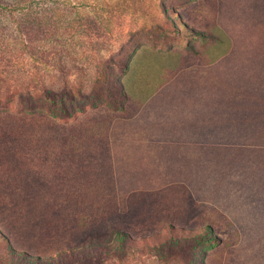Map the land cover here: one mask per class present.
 I'll return each instance as SVG.
<instances>
[{
    "label": "rangeland",
    "instance_id": "1",
    "mask_svg": "<svg viewBox=\"0 0 264 264\" xmlns=\"http://www.w3.org/2000/svg\"><path fill=\"white\" fill-rule=\"evenodd\" d=\"M2 1L0 194L13 192L17 203L11 200L6 211L0 201V231L20 252L6 253L0 264H223V257L224 264H264V25L223 24V33L214 26L210 0ZM89 18L96 19L92 41L90 29L84 35L81 27ZM24 42L47 50L55 66L54 53L63 44L67 74L29 57ZM187 43L213 50L199 56L196 71L209 82L203 93L225 99L215 111L224 112L230 132L210 153L216 167L200 169L209 183L194 192L207 199L194 202L181 184L118 192L109 128L141 99L126 82L130 60L141 50ZM113 77L125 82L126 97L111 87ZM63 85L92 89L95 105L64 118L53 108L52 115H31L18 98L26 90L35 96L44 88L59 93ZM63 133L72 135V162L54 153ZM96 147L98 154L90 151ZM80 160L94 167L78 172ZM60 180L73 183L67 194ZM115 229L127 233L125 240L111 237ZM198 233L216 234L219 242L208 244ZM1 241L0 250L6 248Z\"/></svg>",
    "mask_w": 264,
    "mask_h": 264
},
{
    "label": "crops",
    "instance_id": "2",
    "mask_svg": "<svg viewBox=\"0 0 264 264\" xmlns=\"http://www.w3.org/2000/svg\"><path fill=\"white\" fill-rule=\"evenodd\" d=\"M210 1L214 26L223 33L227 31L223 24L264 25V0ZM191 44L141 50L130 60L133 68L126 82L133 87L129 92L141 99L133 114L115 117L109 128L110 162L118 192L181 184L194 202L207 199L194 192L200 184L209 183L200 169L216 167L210 153L223 145L230 132L224 112L215 111V105L225 99L203 93L209 82L201 75L205 73L196 71L199 56H211L213 50Z\"/></svg>",
    "mask_w": 264,
    "mask_h": 264
},
{
    "label": "trees",
    "instance_id": "3",
    "mask_svg": "<svg viewBox=\"0 0 264 264\" xmlns=\"http://www.w3.org/2000/svg\"><path fill=\"white\" fill-rule=\"evenodd\" d=\"M1 2H3V1L0 0V3ZM95 24H96V19H90L89 18L88 21H87V27H85V25L81 26L82 30L84 31L83 32L84 35L86 34V30L90 29V33L87 34V36H88L87 40H91V41L93 40V38H92V30L95 29V26H96ZM32 30L33 29H28V30H25V31L28 32V31H32ZM189 30L195 36H199V37H202V38L207 36V33L202 31V30H198V29H194V28H189ZM28 39L34 40L33 37H30ZM24 43H27V42H24ZM60 47L61 48L57 49V51H55V53H54V55L56 56V61L54 62L56 64V66H55L54 64L49 62V59L47 58V50H43L41 52V51H39V48H37V46H34V45L31 46L28 43L25 44V48L29 52V57H32V58L36 59L37 61H41V65L42 66H47V67L54 66V67L62 68L64 70L65 64H64V60L63 59L69 56V50L63 44H61ZM37 52H40V53H37ZM129 60H130V58H129ZM109 61L113 63V58L111 59V57H109L108 58V62ZM127 61L128 60H126V62ZM126 67H128L127 64L125 65V68ZM74 68H76V67L74 66ZM106 68H109L108 63H107V67ZM58 70L61 71V72H65L66 74L68 72L67 70H64V71L60 70V69H58ZM111 87L112 88L117 87L120 96L121 95L124 96V97L127 96V93H126V91L124 89V85H123V82H122L121 79H119L117 77L116 78L113 77V83H111ZM44 89H45V91L43 92V94L41 96H35V94H32V93H30L27 90L25 92H21L20 94H18V98L19 99L21 98V100H25V101H22V103L25 104L24 105V107H25L24 110L26 112L30 113L31 115L45 114L46 112L48 114H51L52 108H53L55 110L58 109L59 112L61 113L58 116H62V117L65 118V117L73 116L75 112L82 111L85 108V106L88 105V104H94L95 105L94 101H90L89 100V98L92 95L91 94L92 89L89 91V89L85 90V88L80 87V88H78V89H76L74 91L73 89L69 88L66 85H63L61 87V89L59 91H62V90L63 91L59 92V93H54V92H57V91H53V90L48 89V88H44ZM84 99H85V102L82 103L81 101L84 100ZM62 137H63L62 140H61L60 137H57L58 142H56L54 147H55V150H56L57 147L60 148V149H59V151H57V150L54 151V153L58 152V155L62 153L63 155H59L57 157H59V158L62 157L63 160H66V158H68V160L70 162H72L73 158H75L74 149L72 148V135H71V133L67 134V135L63 133ZM90 151L91 152H96L98 154L102 150L99 147H96V148L91 149ZM49 156L50 155L48 154V157ZM93 159L95 161V167H97V164H96L97 161H96L95 157ZM76 167L79 169V170H77L79 172L80 170L84 171V169L87 170V169H90V167H94V164L86 163V164L83 165L82 160H80V162L76 165ZM18 172H19V170H18ZM84 172H86V171H84ZM69 174H70V176L72 175V169L69 170ZM70 182L68 183L69 184L68 185L66 182H63L61 180L59 181V183L61 184V186H59L60 189L63 190L66 194H67V192L69 190L72 189L71 184H73V183H70ZM25 184H27L28 187H30V185H34L33 181L32 182L31 181H27V182H25ZM66 186H67V189L65 190L64 188H66ZM29 192H31V191H29ZM12 193L13 192H8L7 194H5L6 197L5 196H1V195H4V194H0V201L3 204V207L6 208V211H7V206L10 207L11 200H13V203H15V204L17 203L15 201L16 197L14 196L16 194L13 195ZM15 193H17V192H15ZM74 199L77 200L78 198H74ZM29 202L31 203V200H29ZM6 211L4 209L2 211V213L6 212ZM5 228H7V226H5ZM206 228H208L209 231H211V226L207 225ZM188 231H193V230H188ZM127 236H128L127 233H125V232H123L122 230H119V229H115L111 233V237L112 238H116L118 240H125L124 238L127 237ZM199 236H200L201 240H204V241L208 242V244H217L219 242V238L217 237L216 234H212L211 233V234L203 235L201 237V234L198 233L196 238H198ZM1 239H2V241H1ZM0 241H1L2 244L4 243L6 245V248H3V249L0 250V259L1 258H5L6 253H10V255L19 254L18 252H20V251H15V249H12L11 245L9 244L8 239L6 238V235L1 233V231H0ZM203 250H205V249H203ZM60 253H62V252H60ZM63 254H65V253H62L61 255H63Z\"/></svg>",
    "mask_w": 264,
    "mask_h": 264
}]
</instances>
